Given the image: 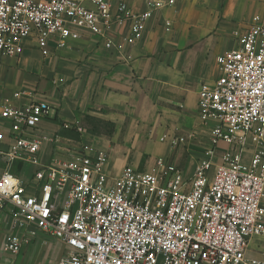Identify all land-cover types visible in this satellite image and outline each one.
Returning <instances> with one entry per match:
<instances>
[{
  "label": "built area",
  "instance_id": "obj_1",
  "mask_svg": "<svg viewBox=\"0 0 264 264\" xmlns=\"http://www.w3.org/2000/svg\"><path fill=\"white\" fill-rule=\"evenodd\" d=\"M131 1L0 0V57L20 54L30 38L46 55L48 42L65 47L82 32L122 50L142 40L155 13L175 4L145 0L138 13ZM233 35L238 48L216 58L219 76L198 91L199 120L214 125L206 158L188 181L158 159L147 172L126 166L110 182L102 172L107 152L85 148L35 172L29 192L12 168L37 164L43 138L32 131L50 107L13 108L1 99L0 124L9 136L6 142L0 133V216L62 242L67 252L56 264H264V251L247 255L250 239H264V23L254 17ZM183 142L170 138L173 148ZM250 144L255 151L244 161ZM24 243L9 234L2 250L17 255Z\"/></svg>",
  "mask_w": 264,
  "mask_h": 264
},
{
  "label": "crops",
  "instance_id": "obj_2",
  "mask_svg": "<svg viewBox=\"0 0 264 264\" xmlns=\"http://www.w3.org/2000/svg\"><path fill=\"white\" fill-rule=\"evenodd\" d=\"M144 1H131L134 12L145 10ZM254 17L264 23V0H175L155 13L140 42L122 50L107 49L86 32L65 47L48 42L46 55L34 39L23 41L20 54L0 57V100L9 99L13 108L43 102L50 113L32 131L43 138L37 164L16 163L13 173L32 192L35 172L93 148L107 152L102 172L110 182L126 166L147 172L158 159L190 180L206 158L214 125L199 120L198 91L219 76L216 58L238 48L233 31H245ZM0 133L7 142L8 128L0 124ZM172 136L184 142L173 148ZM255 148L248 146L244 161ZM9 234L25 240L22 247L26 235H47L28 224L14 225L2 212L0 264L2 255L18 258L2 250ZM57 241L65 255L67 247ZM263 251V238L250 239L248 256Z\"/></svg>",
  "mask_w": 264,
  "mask_h": 264
},
{
  "label": "rangeland",
  "instance_id": "obj_3",
  "mask_svg": "<svg viewBox=\"0 0 264 264\" xmlns=\"http://www.w3.org/2000/svg\"><path fill=\"white\" fill-rule=\"evenodd\" d=\"M30 237L28 244L22 247L18 258L2 255L1 264H14L17 260L19 264H56L57 260L64 254L60 250V243L47 235L25 236ZM60 252V253H58ZM57 254V257L55 256Z\"/></svg>",
  "mask_w": 264,
  "mask_h": 264
}]
</instances>
